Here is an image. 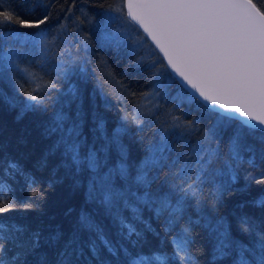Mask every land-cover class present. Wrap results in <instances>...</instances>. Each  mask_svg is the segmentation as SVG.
<instances>
[{"label":"snow or ice","instance_id":"obj_1","mask_svg":"<svg viewBox=\"0 0 264 264\" xmlns=\"http://www.w3.org/2000/svg\"><path fill=\"white\" fill-rule=\"evenodd\" d=\"M18 7L25 11L18 12L11 4L0 7V81L11 80L17 93L26 97L22 118L28 111H48L45 93L58 85L37 77L25 65L51 63L55 58L50 45L59 37L47 27L52 3L34 0ZM36 8H44L45 13L33 16ZM103 20L105 46L136 55L137 66L152 72L157 93L168 94L175 87V100L194 105L201 120L183 121L171 113L170 127L161 128L158 138L144 144L143 155L132 161L122 140L127 131L123 123L109 134L107 122L95 119L98 135L89 143L82 109L73 118L53 105L41 130L51 144L37 168H47L48 157L59 153L60 166L86 178L87 201L117 224L118 235L127 243L113 241L96 217L83 209L67 234L57 228L44 236L0 219V264H105L103 252L117 260L123 256L124 264H198L191 250L193 225L213 236V261L228 258L231 264H264V222L247 214L238 218L240 233L248 237L245 242L233 236L222 217L214 219L204 212L206 204L214 209L232 191L242 167L255 168L258 159L264 163V0H118L105 10ZM116 21L119 27L113 29ZM81 48L85 53L81 59L87 63L85 41ZM141 50L146 56L139 55ZM59 55L73 58L68 49ZM53 69L57 76H68L63 63ZM72 93L79 95L76 89ZM0 96L15 106L6 92L0 91ZM132 120L143 124L136 116ZM202 120L212 122L204 129L199 127ZM192 136L199 139L193 142ZM165 169L172 179L161 182ZM16 175L23 177L29 197H43L39 177L4 155L0 157V217L35 207L30 200H17L8 182ZM244 179L264 185V176L251 177L246 168ZM191 200H195L196 220L188 214ZM252 203L264 208V196ZM146 211L150 218H145ZM147 233L157 237L163 233L171 254L160 248L134 250L142 249ZM45 245L56 249L54 261L42 251Z\"/></svg>","mask_w":264,"mask_h":264},{"label":"trees","instance_id":"obj_2","mask_svg":"<svg viewBox=\"0 0 264 264\" xmlns=\"http://www.w3.org/2000/svg\"><path fill=\"white\" fill-rule=\"evenodd\" d=\"M33 2L34 0H2L0 7L6 8L11 4L16 6V11L23 12L25 10L18 6ZM44 3H52L48 31L59 37L56 44L50 45L51 54L55 59L45 66H41L38 62L25 66H28L37 77H42L44 81L51 79L58 85L57 89L45 93L48 97L45 100L47 113L42 110L28 111L20 118L26 97L23 92L17 93L11 80L7 84L0 81V91L6 92L9 99L15 101L13 106L5 103L0 96V157L7 155L19 160L28 172L35 173L39 177L43 197H29V189L25 187L23 177L16 175L9 178L8 182L15 190L17 200H30L35 202V207L6 213L0 219H6L11 224L24 225L31 230H39L44 236L57 228L67 234L75 226L77 216L83 209L96 217L113 241L126 244L127 242L121 240L118 235L117 224L105 216L96 204L87 201L86 178L77 177L65 167H61L59 153L48 157L47 168H37L38 162L47 154L51 144V140L41 135V130L53 111V105L56 109L62 108L73 118L82 109L84 134L89 143H92L94 137L98 135L94 132L95 119L103 118L107 122L109 134L123 123L127 131L122 140L129 149L132 161L138 160L143 155L144 144L158 138L161 128L170 127L171 113L180 116L183 121L201 120V114L194 105L180 104L175 100V87L168 94L157 93L152 72L145 67L137 66L136 55L105 46L102 39L103 13L109 7H115L118 0H44ZM44 13V8H36L32 15L41 16ZM118 27L119 21L112 24L113 29ZM20 31L27 33L34 30L20 29ZM81 41H85L88 45L87 63H83L81 59L85 56ZM65 49L72 52V59L67 55H59ZM77 49H79L78 53ZM139 55L146 56V53L141 50ZM56 63H63L69 69L66 78L57 76L53 69ZM13 75L17 81L21 80L19 74L13 73ZM73 89L78 91V96L73 95ZM156 105L159 107L157 108ZM133 116L142 119L143 124L137 125L132 120ZM125 117L127 119L123 120L122 118ZM211 122V120H202L199 127L206 129ZM191 139L195 142L199 137L192 136ZM141 141L144 143L142 144ZM100 142L97 141V146ZM182 143V141L177 142L176 146L179 148ZM245 168L251 177L264 176V163L259 159L255 168H248L245 165L241 168L240 179L232 186V191L224 195L222 202L214 209L206 204L204 212L214 219L222 217L231 225L233 236L247 242L248 237L241 234L238 229V218L247 214L257 222H264V208L252 203L264 196V185H258L252 179L245 181ZM176 171H179V166ZM166 178L172 179L169 169H165L161 174L160 181L163 182ZM246 183L248 186L245 189ZM208 191L209 187L206 186L205 194ZM191 205L188 214L196 220L198 214L195 200H191ZM144 215L145 218L151 217V213L147 211ZM152 223L159 231L156 221L153 220ZM192 237L194 240L191 245L192 255L198 264H231L228 258L213 261L215 241L208 229L193 225ZM155 248H160L169 254L172 250L171 245L164 240L163 233L159 237L147 233L142 249L134 250L148 252ZM42 251L47 252L51 260H55L56 249L45 245ZM102 258L105 264H124L123 256L117 260L107 252H103ZM91 264H95V261H91Z\"/></svg>","mask_w":264,"mask_h":264}]
</instances>
